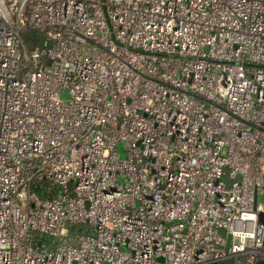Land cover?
Segmentation results:
<instances>
[{
	"label": "built area",
	"instance_id": "2783aa9c",
	"mask_svg": "<svg viewBox=\"0 0 264 264\" xmlns=\"http://www.w3.org/2000/svg\"><path fill=\"white\" fill-rule=\"evenodd\" d=\"M263 201L264 0H0V264H264Z\"/></svg>",
	"mask_w": 264,
	"mask_h": 264
},
{
	"label": "trees",
	"instance_id": "16d2710c",
	"mask_svg": "<svg viewBox=\"0 0 264 264\" xmlns=\"http://www.w3.org/2000/svg\"><path fill=\"white\" fill-rule=\"evenodd\" d=\"M39 35H35L33 38H23L25 44L30 48L33 46H39L45 43V39L42 35V33H38ZM50 184L48 182H41V183H32V188L37 194H39L42 197H50L52 194H55L56 191H58L57 187H52L51 192H47L46 189ZM87 231V228L84 225H74L69 227V233L73 236L77 233H81L84 231ZM36 238L39 239L41 243H50L52 241V238L46 237V236H36ZM33 241H35V238H33Z\"/></svg>",
	"mask_w": 264,
	"mask_h": 264
},
{
	"label": "rangeland",
	"instance_id": "374dc122",
	"mask_svg": "<svg viewBox=\"0 0 264 264\" xmlns=\"http://www.w3.org/2000/svg\"><path fill=\"white\" fill-rule=\"evenodd\" d=\"M35 35L36 36L39 35L38 32L29 31V32H25V33L22 34L23 38H26V37L33 38ZM63 96H66V93H63ZM123 146H124V143L123 142H120L117 145V149H118V152L120 153V157L121 158H124L125 157V150H124ZM261 200H263V198H260V201ZM263 203H264V201H263ZM103 264H105V263H103Z\"/></svg>",
	"mask_w": 264,
	"mask_h": 264
},
{
	"label": "water",
	"instance_id": "95a60500",
	"mask_svg": "<svg viewBox=\"0 0 264 264\" xmlns=\"http://www.w3.org/2000/svg\"><path fill=\"white\" fill-rule=\"evenodd\" d=\"M207 264H231V259H227L223 263H207Z\"/></svg>",
	"mask_w": 264,
	"mask_h": 264
}]
</instances>
